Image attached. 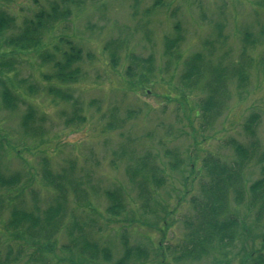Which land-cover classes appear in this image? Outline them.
Segmentation results:
<instances>
[{"label": "rangeland", "instance_id": "374dc122", "mask_svg": "<svg viewBox=\"0 0 264 264\" xmlns=\"http://www.w3.org/2000/svg\"><path fill=\"white\" fill-rule=\"evenodd\" d=\"M53 1L62 0H0V7L15 19L9 36L18 33L26 19L48 9ZM157 1L73 0L65 4L71 10L70 17L45 36L39 50L25 52L3 46L0 50V172L20 173L23 182L20 187L32 188L25 190L24 201L29 207L37 205L43 212L53 197L51 190L41 183L44 163H49L55 174L64 168L75 169L74 178L84 182L89 193L88 201L74 205L76 215L82 216V223L87 225L91 220L96 222V240L112 250L113 261L122 256L121 239L126 236L130 245L148 254L146 261L140 260L138 264H253L251 253L259 250L264 253V218L258 222L246 204L238 206L232 189L227 210L241 219L234 245L213 246L207 257L199 261H182L179 257L187 233L185 222L195 221L199 215V211L193 214L191 202L200 195L199 181L208 176L203 159L211 154L232 163L236 159L232 141L245 146L251 141L260 143L256 157L264 158V73L261 64H257L264 58V2L160 0L154 9ZM176 26L181 27L184 39L179 59L171 62L165 54V39L177 36ZM247 32L255 40L247 53L255 63L249 84L241 96L233 88L227 111L206 127L197 115L204 95L189 92L182 84L184 62L213 49L214 45V62L224 55V64L239 62ZM59 37H67L83 50L82 61L77 65L82 74L79 82L70 86L58 80L50 81L53 68L42 66L40 58L41 52L53 50ZM112 43L119 45L117 52L106 48ZM114 52L116 60L112 57ZM150 58L153 61L148 63ZM4 62L10 65L3 67ZM6 86L18 98L14 101L18 102L14 112L3 104ZM50 86L76 99L83 109L80 114L84 121L69 123L74 118L75 107L50 96ZM30 107L45 117L42 133L35 137L24 136L21 129V119ZM253 113L261 116L254 138L245 131ZM110 124L116 128L108 131ZM123 149L128 153L134 151L142 158L150 153L154 164L162 170L160 175L165 185L156 191L151 203L153 213L151 208L147 212L140 208L143 202L138 198L142 192L134 189L135 184L127 174L128 165L133 163L121 157ZM257 159H250L245 170L244 181L248 185L260 178L264 162L259 164ZM175 162L182 165L173 169L170 165ZM115 189L124 191L128 212L111 218L103 193ZM17 192L9 195L12 197ZM245 196L247 199L248 193ZM89 201L95 212L89 209ZM9 219L8 210L0 218V245L4 253L5 245L11 244L12 250L17 251L23 242L5 229ZM58 236L54 251L57 260L53 256L45 259L50 264H69L66 259L71 254L64 249L69 244L67 232ZM40 258L37 247L26 246L25 255L17 264L40 263Z\"/></svg>", "mask_w": 264, "mask_h": 264}, {"label": "trees", "instance_id": "16d2710c", "mask_svg": "<svg viewBox=\"0 0 264 264\" xmlns=\"http://www.w3.org/2000/svg\"><path fill=\"white\" fill-rule=\"evenodd\" d=\"M71 1L73 0L51 2L48 9L40 10L32 19H26L20 31L16 34L11 33L10 36L8 32L13 29L12 26H15V19L0 7V50L3 46L7 49H18L25 52L39 50L45 36L58 23L66 21L70 17L71 10L65 4ZM80 3L76 4L80 5ZM159 4L160 0L155 3L154 9ZM175 32L176 37L165 39V54L171 59V62L179 59V48L184 39L180 26L175 27ZM251 36L252 34L248 32L244 34L243 43L245 46L239 62L224 64L225 55L214 62L212 58L215 45L213 49H206L205 53L200 52L184 62L182 84L189 92L195 91L204 95L198 106L199 113L197 115L201 117L200 123L206 127L214 124L227 111L232 99V89L237 90L238 95L241 96L246 85L249 84V75L255 64L247 56L249 48L253 47L252 44L255 41L253 38L251 39ZM57 40L58 43L52 51L40 53L42 66L53 68V74L49 76L50 81L58 80L66 86H70L79 82L82 74V70L77 65L82 61L83 50L75 46L67 37H59ZM61 45L67 46L66 50ZM106 48L111 52L120 49L119 45L113 43L107 45ZM115 54V52L112 54L113 60H116ZM142 61L144 62V60ZM148 61L150 63L153 59L150 58ZM8 63L10 65V62ZM8 63L4 62L2 66H9ZM257 64H261V70L264 73V58ZM4 90V107L14 112L18 104L14 101H17L18 98L12 94L9 87L6 86ZM29 90H32V86ZM48 93L55 100L72 103L75 107L74 118L69 119V123L74 120L84 121L80 114L83 109L71 94L53 86L49 87ZM44 119L45 117L40 115L36 109L28 108L21 119L23 135L27 137L41 135V123ZM260 120L261 116L258 113H253L249 117L245 125L247 136L255 137ZM114 128H116L115 125L110 124L107 129L111 131ZM230 145L236 157L232 163H227L211 154L203 159L208 176L199 181L200 195L191 202L194 207L193 214L199 211V215L195 221L190 219L185 222L187 233L179 257L182 261L202 260L216 245L221 248L226 245H234L241 226V219L236 213H230L227 210L230 189L233 190L238 206L246 204L248 211H254L255 220L258 222L264 218V166L261 165L260 178L250 185L244 181L245 170L248 169V165L252 161L250 159H257V152L260 150L261 144L251 141L249 145L245 146L232 141ZM128 154L129 157H127ZM120 155L133 163L132 166L128 165L130 167L127 168V174L135 184L134 189L138 188L142 192L138 198L143 202L141 210L147 212L151 208L150 212H155L151 203L155 200L156 191L165 185V179L160 175L162 170L154 164L155 160L150 153L142 158L134 151L128 153L123 149ZM169 156L171 155L169 154ZM257 160L259 164L264 162V158ZM181 165L175 162V165L171 163L170 167L178 169ZM74 172L73 168H64L55 174L50 169L49 163H44L41 183L51 190L53 197L50 201L48 200V206L43 212L39 211L37 205L29 207L24 201L25 190L32 188L20 187L23 183L20 173L3 175L0 172V218L9 210L10 219L7 221L5 229L12 237L23 240L17 251L12 250V245L8 244L5 245L7 251L4 253L0 245V264H17L19 259L24 257L26 246L38 248L41 258L40 263L35 264H50L45 258L53 256L57 260L54 251L58 235L63 232H67L69 238V244L64 248L71 254L70 259H66L69 264H138L140 260L146 261L148 256L146 250L130 245L126 236H122L121 239L122 256L113 261L112 250L109 247L101 246L96 240L95 236L98 235L94 229L96 222L91 220L88 225L82 223L80 219L82 216L76 215L77 207L74 208V205L80 206L85 200L88 201L89 193L86 191L84 182L74 178ZM2 191L5 192L3 195ZM13 191H18V194L11 197L9 193ZM246 193H248L247 199ZM5 194H7L6 199ZM103 197L109 204L107 208L109 217L117 218L128 212L127 199L123 190L105 191ZM87 205L92 212H95L90 201ZM222 218L224 219L222 220ZM260 251L262 250L251 253L254 259L253 264H264V253ZM35 253L37 254V251ZM33 258L35 259V255Z\"/></svg>", "mask_w": 264, "mask_h": 264}]
</instances>
